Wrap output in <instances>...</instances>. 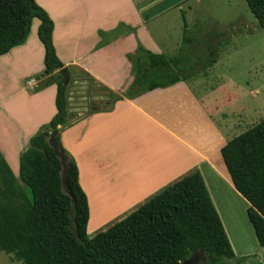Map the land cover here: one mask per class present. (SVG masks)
Wrapping results in <instances>:
<instances>
[{
  "label": "crops",
  "instance_id": "crops-1",
  "mask_svg": "<svg viewBox=\"0 0 264 264\" xmlns=\"http://www.w3.org/2000/svg\"><path fill=\"white\" fill-rule=\"evenodd\" d=\"M34 1L53 23V46L68 70L67 126L60 140L77 166L78 184L87 198V235L197 170L206 185L205 175H215L242 203L243 225L231 204L211 196L235 257L245 259L242 264H264V248L245 216L249 205L235 191L220 154L237 133L244 109L234 110L229 95L223 104L216 102L220 86L199 96L189 81L123 97L133 81L129 57L139 47L166 56L178 51L180 44L160 45L150 26L165 11L180 9L182 1L168 10L164 3L143 10L139 0ZM39 25L33 19L25 43L0 57V67L15 78L0 86V154L16 177L28 141L56 114L55 74L22 84L44 71ZM39 85L43 88L37 90Z\"/></svg>",
  "mask_w": 264,
  "mask_h": 264
},
{
  "label": "trees",
  "instance_id": "trees-1",
  "mask_svg": "<svg viewBox=\"0 0 264 264\" xmlns=\"http://www.w3.org/2000/svg\"><path fill=\"white\" fill-rule=\"evenodd\" d=\"M264 30V0H244ZM44 47V71L56 77V114L28 141L12 173L0 154V253L22 264H182L203 251L205 264L235 257L201 174L194 170L147 199L123 219L88 237L87 198L78 184L74 160L63 149L60 131L67 126L68 70L57 58L53 23L34 0H0V57L23 45L31 22ZM212 37L202 40L186 25L178 51L153 54L142 47L129 57L131 98L206 74L217 61ZM43 88L39 85L37 90ZM120 97H115L114 101ZM58 131V149L66 158L65 187L60 160L47 139ZM235 191L248 203L247 219L264 248V121L233 138L220 150ZM25 186L31 194L27 197Z\"/></svg>",
  "mask_w": 264,
  "mask_h": 264
},
{
  "label": "rangeland",
  "instance_id": "rangeland-1",
  "mask_svg": "<svg viewBox=\"0 0 264 264\" xmlns=\"http://www.w3.org/2000/svg\"><path fill=\"white\" fill-rule=\"evenodd\" d=\"M139 1L143 3V10H147L149 6L157 8L161 5L162 7L163 3L168 10L169 7L182 1L180 9L179 7L169 8L170 10L165 11L150 26L152 37L160 45L176 44L179 46L185 25L189 33L198 35L202 40H207L208 36L212 37L211 44L216 45L218 55L215 65L206 74L202 72L200 76L195 77L197 84H194L193 79L189 82L192 83L199 96L205 89L220 86V90L213 96L216 102L223 104L229 95L231 100L234 99L231 103L234 110L244 109V114H240V119L243 118V120L234 137H230L231 139L264 121V30L259 27L244 0ZM169 52L170 56L175 54L173 51ZM5 80L15 82L14 75L8 71L4 72L0 67V86ZM27 82L35 83V78L26 79L22 84ZM12 84L8 83L7 87L9 85L12 87L14 85ZM85 85H87L86 97L89 99L91 91H89V84ZM205 178L207 182L205 186L210 198L213 194L220 203L228 202L233 206L232 211L239 212L242 217V203L230 192L229 188L221 185L219 180L216 181L215 175L207 174ZM21 187L31 199L30 191L25 186ZM243 219L245 218L242 217V225ZM116 222L118 221L109 223L107 227ZM98 232L100 231H95V234ZM95 234L88 236L92 238ZM203 259L202 255H198L194 260L195 264H204ZM0 264L22 263L12 255L0 253ZM221 264H234V262L224 259Z\"/></svg>",
  "mask_w": 264,
  "mask_h": 264
},
{
  "label": "water",
  "instance_id": "water-1",
  "mask_svg": "<svg viewBox=\"0 0 264 264\" xmlns=\"http://www.w3.org/2000/svg\"><path fill=\"white\" fill-rule=\"evenodd\" d=\"M68 83V78L67 77H64V85H67ZM58 134V131H53L49 134V137L47 139V143L49 145V147L53 150V153L55 154V156L60 160V164H61V168H62V186L65 187V172H66V161H67V158L61 154L59 152V149H58V143L56 141V136ZM197 255H202L203 256V251L202 250H199L198 253H196L195 255H193L191 258H189L187 261H185L184 263L182 264H195V258L197 257ZM204 258V257H203Z\"/></svg>",
  "mask_w": 264,
  "mask_h": 264
},
{
  "label": "built area",
  "instance_id": "built-area-1",
  "mask_svg": "<svg viewBox=\"0 0 264 264\" xmlns=\"http://www.w3.org/2000/svg\"><path fill=\"white\" fill-rule=\"evenodd\" d=\"M31 83V82H30Z\"/></svg>",
  "mask_w": 264,
  "mask_h": 264
},
{
  "label": "flooded vegetation",
  "instance_id": "flooded-vegetation-1",
  "mask_svg": "<svg viewBox=\"0 0 264 264\" xmlns=\"http://www.w3.org/2000/svg\"><path fill=\"white\" fill-rule=\"evenodd\" d=\"M198 256V255H197Z\"/></svg>",
  "mask_w": 264,
  "mask_h": 264
}]
</instances>
